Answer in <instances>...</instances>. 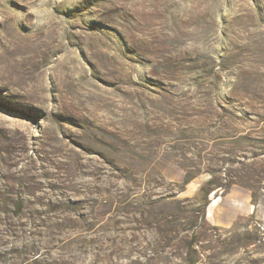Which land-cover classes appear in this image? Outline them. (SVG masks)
Listing matches in <instances>:
<instances>
[{"label": "rangeland", "instance_id": "1", "mask_svg": "<svg viewBox=\"0 0 264 264\" xmlns=\"http://www.w3.org/2000/svg\"><path fill=\"white\" fill-rule=\"evenodd\" d=\"M0 264H264V0H0Z\"/></svg>", "mask_w": 264, "mask_h": 264}]
</instances>
